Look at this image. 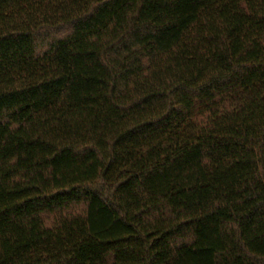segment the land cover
Returning a JSON list of instances; mask_svg holds the SVG:
<instances>
[{"label":"trees","instance_id":"trees-1","mask_svg":"<svg viewBox=\"0 0 264 264\" xmlns=\"http://www.w3.org/2000/svg\"><path fill=\"white\" fill-rule=\"evenodd\" d=\"M0 264H264V0H0Z\"/></svg>","mask_w":264,"mask_h":264}]
</instances>
